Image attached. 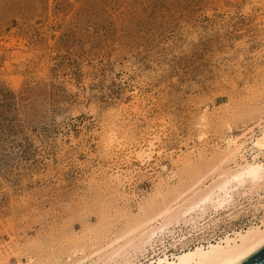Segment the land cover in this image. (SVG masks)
Returning <instances> with one entry per match:
<instances>
[{
    "label": "rangeland",
    "instance_id": "374dc122",
    "mask_svg": "<svg viewBox=\"0 0 264 264\" xmlns=\"http://www.w3.org/2000/svg\"><path fill=\"white\" fill-rule=\"evenodd\" d=\"M263 132L264 0H0V264H106L229 139L252 161Z\"/></svg>",
    "mask_w": 264,
    "mask_h": 264
},
{
    "label": "bare ground",
    "instance_id": "6f19581e",
    "mask_svg": "<svg viewBox=\"0 0 264 264\" xmlns=\"http://www.w3.org/2000/svg\"><path fill=\"white\" fill-rule=\"evenodd\" d=\"M250 146L255 152L252 161L245 159L243 143L229 139L227 146L219 149L215 164L209 169L208 174L212 177L208 182L209 175L202 174L185 188L176 190L174 198L153 206L146 211L143 220L111 241L107 245L109 251L100 258L105 259L106 264H241L255 254L264 247V213L216 238L212 239L214 234L204 235L209 228H217L225 218L238 217L251 206L257 209L254 215L260 208L264 210V158L261 159L264 132ZM142 150L141 156L149 154ZM239 157L243 161H239ZM228 161H234L235 166L222 168ZM184 226L189 228L190 236L201 233V240L190 243L187 234L177 236ZM167 237H171L170 245L174 251L168 252ZM160 243L164 244L163 249L156 252L155 247ZM150 248L154 255L148 259L145 254ZM102 251L96 250L86 259H93L92 255ZM142 255L148 259L146 262L139 261ZM83 263L79 260L73 264ZM91 264L99 263L93 261Z\"/></svg>",
    "mask_w": 264,
    "mask_h": 264
},
{
    "label": "water",
    "instance_id": "95a60500",
    "mask_svg": "<svg viewBox=\"0 0 264 264\" xmlns=\"http://www.w3.org/2000/svg\"><path fill=\"white\" fill-rule=\"evenodd\" d=\"M241 264H264V247L249 258H247Z\"/></svg>",
    "mask_w": 264,
    "mask_h": 264
}]
</instances>
